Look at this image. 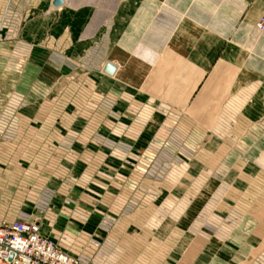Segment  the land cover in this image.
<instances>
[{"label": "crops", "instance_id": "crops-1", "mask_svg": "<svg viewBox=\"0 0 264 264\" xmlns=\"http://www.w3.org/2000/svg\"><path fill=\"white\" fill-rule=\"evenodd\" d=\"M3 1L0 78L23 63L35 98L65 91L62 126L103 123L0 143L8 181L55 200L26 220L86 264H262L264 0Z\"/></svg>", "mask_w": 264, "mask_h": 264}, {"label": "rangeland", "instance_id": "rangeland-1", "mask_svg": "<svg viewBox=\"0 0 264 264\" xmlns=\"http://www.w3.org/2000/svg\"><path fill=\"white\" fill-rule=\"evenodd\" d=\"M5 1L6 0L3 1L1 13L2 17L5 14ZM6 14H9V12L7 13L6 11ZM23 25L24 24L22 23V26ZM24 59H26L25 55ZM16 65H11V67L7 66L0 78V143H12V141L26 143L27 138L20 135L19 131L24 132V130H61L59 128L62 127L64 129L67 126L72 125L73 122H76L75 119L78 118L81 119L77 120L78 123H82L84 127L86 126L89 128V126L92 125H96L99 127L103 126V123L101 121H99L98 124L92 123V118L88 117L90 115V112H84L86 114L88 113V115H85L83 113V111H85V108L87 107V104H82V107L80 109H76L74 111L75 114L73 113L72 115L73 118L65 120L66 124H68L66 126H62L63 121L61 122V117L64 107L62 95L65 91L59 96L57 95L58 98L55 101L49 103L51 106L50 107L48 102L46 101V96L40 95L36 96L35 98L32 94L33 86L37 84V79L33 80V82L30 84V81L28 80V71L22 69L24 68V64H21L22 67H20V70L18 71L16 70ZM17 73L18 77H16L15 75ZM36 73L38 75H41L40 71ZM73 78L74 77L71 75V79ZM59 87L61 88V86ZM59 87H57L58 90ZM58 90L55 91V94L56 92L57 94L59 93ZM4 91L8 93H4ZM43 107L45 108V110H47L44 113L42 112ZM81 113L84 115L81 116ZM152 122V120H147V125L151 124ZM173 128L174 123H172V120L168 118L165 121L163 130H171ZM207 130L213 129L209 128ZM29 141L35 140L32 138ZM18 154L21 158H25V156L27 155V151H20L18 152ZM0 164L3 167V170L6 171L5 173L7 175L5 178L0 176V181L1 179H3V181H1L3 182L1 183L3 187L2 189H0V217H2V219L28 221L26 219L29 217L35 218L37 216H44V214L46 217H49V214L53 216L54 213L47 206L49 203L55 201L53 198H28V189L26 183H16L11 182L10 180L8 181V179H12L10 178V175L15 176L16 174H20V172H18L17 170H20L21 167H25L23 165L22 159H20L18 163L15 162L13 165L10 162H0ZM16 171L18 173H16ZM44 205H46L47 207L43 208L42 206ZM74 211L75 209L73 210V213L72 210L68 211L67 213L68 215H72V217H74ZM103 212L104 214L101 222H103V219L105 220L106 218V211ZM57 215L59 216V213H57ZM98 215L99 214L94 215L91 213H86V222H91L94 220L95 223H98L101 219V216ZM53 242L56 245L58 243L57 240H53Z\"/></svg>", "mask_w": 264, "mask_h": 264}, {"label": "built area", "instance_id": "built-area-1", "mask_svg": "<svg viewBox=\"0 0 264 264\" xmlns=\"http://www.w3.org/2000/svg\"><path fill=\"white\" fill-rule=\"evenodd\" d=\"M257 27L260 31L264 30V17ZM0 264L86 263L64 252L50 238L43 235L37 221L8 222L0 218Z\"/></svg>", "mask_w": 264, "mask_h": 264}, {"label": "water", "instance_id": "water-1", "mask_svg": "<svg viewBox=\"0 0 264 264\" xmlns=\"http://www.w3.org/2000/svg\"><path fill=\"white\" fill-rule=\"evenodd\" d=\"M64 3H65V0H53V1H52V6H53L54 8H59V7H61L62 5H64Z\"/></svg>", "mask_w": 264, "mask_h": 264}]
</instances>
